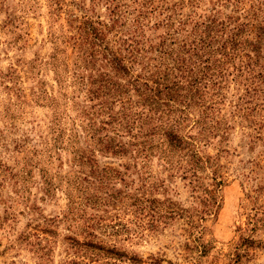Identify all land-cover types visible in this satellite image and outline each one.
Returning <instances> with one entry per match:
<instances>
[{"label":"rangeland","instance_id":"1","mask_svg":"<svg viewBox=\"0 0 264 264\" xmlns=\"http://www.w3.org/2000/svg\"><path fill=\"white\" fill-rule=\"evenodd\" d=\"M143 1L0 0V264H264V0H154L146 18L138 14ZM190 15L215 18V30L225 22L214 49L234 38L253 41L230 50L250 54L255 69L238 70L232 59L216 85L206 80L167 107L155 105L157 113L173 110L161 119L150 106L135 107L155 116L141 128L146 146L101 150L100 137L124 130L122 104L101 110L87 91L104 74L125 80L102 54L87 69L78 64L81 49L98 47L84 34L91 24L100 28L115 50L141 31L157 42L180 31L177 49L193 29ZM207 57L195 71L226 58ZM137 95L131 91L135 102ZM165 129L188 148L169 146Z\"/></svg>","mask_w":264,"mask_h":264},{"label":"trees","instance_id":"2","mask_svg":"<svg viewBox=\"0 0 264 264\" xmlns=\"http://www.w3.org/2000/svg\"><path fill=\"white\" fill-rule=\"evenodd\" d=\"M237 3H244V0H236ZM142 9H138L139 16L146 18L150 13H152L156 6L154 5V0H144L141 3ZM169 7H166L167 10ZM244 11L246 8H244ZM112 12H114L112 10ZM248 15L250 13H245V17L249 18ZM189 16L191 18V23L193 24V29L188 33L185 39H181V43L177 49H175L174 44L177 41H174L175 35L180 31H176L175 33L167 31L165 36L159 35L158 38L160 41H155L151 37H147L144 39V31H141L140 36L141 39H135L134 37L131 39L130 43H126L125 47L121 48V44L115 49H111L108 45H104L105 37L103 36L102 30L98 27H92L88 34H84L85 42L91 43L93 47L98 46L94 49V51L88 52L89 54H85V51L80 50L82 54L81 63L84 68H88L87 65L95 63L97 61L96 55L102 54L104 60L107 64H110L112 68V72L114 73V77H118L119 79H124L125 82H121L118 79H113L110 77V74H104L98 79L92 80L93 84H96L95 89H88V95L90 100L99 99L101 102L99 103L100 109L103 110H113V105L115 101H120L122 107L118 110L121 117L119 120L116 119V114H109L111 120L117 121L119 126H121L124 130H120L115 128V134L109 135L105 134L104 136L99 138V142L101 145V150H110L112 152H127V147L132 145L143 144L145 147L144 141H139V135L141 132V128H143L144 124H152V118L155 116L150 115L149 113L145 114L144 111H132L137 106H150V111L155 109V105H164L169 106L170 101H177L179 97L184 98V95L180 93L182 90L189 91H199L200 88H205L207 86L206 80H211L212 85L217 84V78H223L224 70H226L227 62H232V59H238L239 68L238 70H242L244 68L253 71L255 68L251 66L250 59L252 58L250 54L244 53L241 56L238 53L236 57L232 54L230 49H239L240 46L244 44V46H254L255 43L253 41H240L241 39L234 38L227 40L220 47L218 46L216 49L213 48L214 42L216 41L215 33L220 31L223 27H225V22H219L221 25V29L215 30V22L217 21L215 18H210L206 15L197 16L199 18L206 17L209 20L208 22L198 21L196 18ZM171 17H169L170 19ZM257 20V18L253 19L250 17V20ZM235 21V20H234ZM114 23H118L119 20L117 18L113 19ZM139 23V27H141L142 21L137 19ZM180 29L182 25L187 24V21L178 20ZM100 26L107 27V24L98 22ZM144 26L148 25L146 23ZM204 25L205 28L200 30V26ZM242 25V24H241ZM253 27L254 23L251 21L246 24V26ZM169 27H173V24H168ZM257 26V25H256ZM212 27V28H211ZM211 30L208 32V29ZM239 30H243V28H239ZM252 31L253 29H248ZM264 34V32H263ZM238 35V34H237ZM95 38H98V41H94ZM133 42V43H132ZM226 45V46H225ZM213 51H220V53L225 56L224 59L214 58V64L205 65L202 68H199L198 71H195L196 65L199 62L209 61L210 57L205 58V55H211L213 51H209L208 49H212ZM124 51L127 53L124 54ZM156 52V55H155ZM193 57L197 58L193 60ZM149 60H157V63L153 67H149L147 65ZM142 67L138 72L136 66ZM201 65V64H200ZM221 68L217 73H211L210 70L214 69V67ZM236 66V65H234ZM238 67V66H237ZM148 68V69H147ZM202 86V87H201ZM194 88V89H193ZM131 91H134L139 96L137 101H133L131 96ZM182 102V101H181ZM130 110V111H129ZM155 109L154 114H158V119H161V115L171 110L168 108L167 111ZM129 111V112H127ZM109 112V111H107ZM181 112H183L181 110ZM153 114V113H152ZM132 115V116H131ZM144 116V117H143ZM130 119L134 118L131 123H129ZM144 118V119H142ZM148 120V122L146 121ZM126 120L127 124L125 123ZM186 117L183 115H179L176 119L180 124L185 122ZM141 121V122H140ZM140 122V123H139ZM105 125H108L109 122L104 121ZM179 125V124H178ZM104 128V127H103ZM138 128L135 132L134 130ZM150 129V128H148ZM157 127H151V130H156ZM124 132L126 135H130L134 140H137L136 143H131L130 141H124L123 137ZM153 133V132H151ZM150 134H147L148 136ZM164 135L167 138V142L169 146L179 149L188 148V141L181 136L174 129H165ZM151 145L149 146L150 149ZM172 149V150H173ZM140 151H145L144 148L140 149ZM170 151V150H169Z\"/></svg>","mask_w":264,"mask_h":264}]
</instances>
